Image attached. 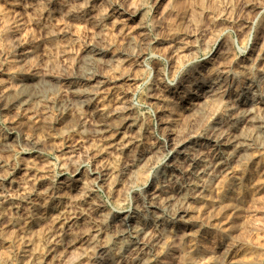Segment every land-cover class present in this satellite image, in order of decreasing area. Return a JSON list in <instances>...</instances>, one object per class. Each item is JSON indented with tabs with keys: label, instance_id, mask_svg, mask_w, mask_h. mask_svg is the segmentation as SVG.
<instances>
[{
	"label": "rangeland",
	"instance_id": "rangeland-1",
	"mask_svg": "<svg viewBox=\"0 0 264 264\" xmlns=\"http://www.w3.org/2000/svg\"><path fill=\"white\" fill-rule=\"evenodd\" d=\"M75 82L99 87L91 107ZM239 99L264 107V0H0V264H161L174 236L194 253L169 264H264V144L233 149L179 216L151 203L190 191L187 152L236 129Z\"/></svg>",
	"mask_w": 264,
	"mask_h": 264
},
{
	"label": "bare ground",
	"instance_id": "bare-ground-1",
	"mask_svg": "<svg viewBox=\"0 0 264 264\" xmlns=\"http://www.w3.org/2000/svg\"><path fill=\"white\" fill-rule=\"evenodd\" d=\"M27 1V0H26ZM32 1V0H31ZM38 3V2H37ZM133 50V49H132ZM134 52V51H133ZM90 53V52H89ZM97 53V52H96ZM26 54V53H25ZM87 54V53H86ZM92 54V53H91ZM94 54V53H93ZM92 54V56H93ZM29 55L23 56V58L28 57ZM89 57V56H88ZM114 56H112L113 58ZM116 57V56H115ZM111 58V59H112ZM66 59V58H65ZM104 59V58H103ZM116 59V58H115ZM23 60V59H22ZM97 60V59H96ZM105 60V59H104ZM110 60V59H109ZM109 60L106 59L108 62ZM120 60V59H117ZM98 61V60H97ZM100 61V60H99ZM98 61V66H100ZM51 63V61L49 60ZM106 62V63H107ZM111 62V61H109ZM113 62H116L113 60ZM118 62V61H117ZM116 62V63H117ZM122 63V62H121ZM118 64V63H117ZM97 65V64H96ZM105 66V65H103ZM115 67V63L113 65ZM18 67V66H17ZM30 67V66H29ZM92 67V66H91ZM102 67V66H101ZM20 68V67H19ZM97 68V67H96ZM95 68V69H96ZM110 68V67H109ZM107 69V68H106ZM92 70V69H91ZM105 70V69H104ZM28 71L27 73H29ZM36 73V72H35ZM36 75V74H35ZM45 75V74H44ZM92 75V74H90ZM88 76V75H87ZM91 77V76H90ZM46 78V77H45ZM44 78V79H45ZM93 78V77H92ZM89 80V79H88ZM223 83V82H222ZM219 81H213L210 86H208L205 89H208L206 92V96L210 95L212 92L216 91H222L223 84ZM226 83V82H225ZM34 86V85H33ZM23 87V86H22ZM14 89V88H13ZM71 91H74V93H78L76 96L77 101H82L83 104L91 107L92 103H95V101L100 97V89L99 87H92L87 90H80L79 83H71L70 85ZM10 90V89H9ZM15 91V90H14ZM257 92V91H256ZM20 93V92H19ZM22 93V92H21ZM254 93V92H253ZM213 94V93H212ZM247 94V93H246ZM249 94L251 92L249 91ZM11 95V94H8ZM223 95V94H221ZM7 96V95H6ZM74 99V98H73ZM213 100V99H212ZM260 100V99H259ZM75 101V100H74ZM221 101V99H220ZM200 102V101H199ZM195 103V102H194ZM202 103V102H201ZM216 103V102H215ZM220 103V102H219ZM200 105V104H199ZM214 105V104H213ZM217 105V104H216ZM219 105V104H218ZM238 109H236L234 112L231 111L233 114L232 116L235 117L236 121H239L238 126L236 129L230 130L225 124H221V130L219 128L212 130L209 135V146L205 149L204 145H198L190 149V151L186 154V162L190 163V171L188 173L187 183L188 188L190 191H175L173 196L169 192H163V194L159 195L154 199L151 203L153 206L158 207L159 209H162L165 213H167L170 216L177 217L180 215V213L185 212V205L188 201V197L191 194L201 192L203 188V180L213 173L214 170L216 171H226L228 170V164L231 162V151L235 149L239 152L240 158H248L251 160H254L255 157V151L258 149V147H261L264 144V107L261 109L259 107L262 105L261 103L258 104L257 101L255 102L252 100L249 103H242L240 99L237 102ZM235 106V105H234ZM259 108H258V107ZM237 107V106H236ZM197 110V109H196ZM241 110H244V112H239ZM37 112V111H36ZM239 112V113H237ZM229 114V113H228ZM225 115V114H224ZM35 116V114H34ZM121 120V119H120ZM113 121H116L115 119ZM241 121V122H240ZM125 122V121H124ZM100 123V122H99ZM103 124L100 126L95 127L100 132V129L105 126L108 121L106 119L103 120ZM113 123V122H110ZM120 123V122H119ZM235 124V123H234ZM20 125V124H19ZM118 125V124H117ZM220 126V125H219ZM121 127V125H120ZM14 128V127H13ZM119 128V127H118ZM21 129V128H20ZM106 129V128H105ZM44 130V128H43ZM103 130V129H102ZM18 132V131H17ZM208 132V131H207ZM127 133V132H126ZM170 133V132H169ZM175 133V132H174ZM178 134V132H177ZM177 134H171V140L172 143L170 146H174V142L177 138ZM205 134V133H204ZM204 136V135H203ZM207 136V135H206ZM125 137V136H124ZM117 142V141H116ZM36 143V142H35ZM2 144V143H1ZM8 144V143H6ZM112 145V144H111ZM176 145V144H175ZM169 146V147H170ZM172 146V147H173ZM7 147V146H4ZM5 149V148H4ZM183 151V150H182ZM261 154V153H260ZM251 156V158H250ZM146 158V157H144ZM145 160V159H144ZM179 160V159H178ZM148 161V160H147ZM184 161V160H183ZM238 161V160H237ZM138 164V163H137ZM249 164V163H248ZM178 165V164H177ZM176 166V165H175ZM187 166V165H186ZM189 166V165H188ZM144 167V165L142 166ZM177 168V167H176ZM184 168V167H183ZM242 168V167H241ZM244 169V168H243ZM137 170V169H136ZM177 170V169H176ZM132 171V170H131ZM138 171V170H137ZM185 171V170H184ZM187 171V170H186ZM219 172V173H220ZM132 173V172H131ZM136 173V172H135ZM217 173V172H216ZM133 174V173H132ZM244 174V173H243ZM139 175V173H138ZM221 175V174H220ZM139 177V176H138ZM162 178V177H161ZM222 178V177H220ZM184 179V178H183ZM207 179V178H206ZM209 179V178H208ZM183 182V181H182ZM252 191V187H248ZM163 189V188H162ZM241 189V183H235L233 185L232 191H239ZM260 189V188H259ZM167 190V189H166ZM215 190V189H214ZM221 191V190H219ZM256 192V191H255ZM233 193V192H232ZM199 194V193H198ZM254 194V193H252ZM193 195V196H194ZM206 195V194H205ZM231 196V195H230ZM235 200H233L228 208V213H235L238 209L239 201H240V195L236 194L234 195ZM163 197V198H162ZM200 197V196H199ZM148 199V198H147ZM151 199V198H150ZM149 199V200H150ZM11 203V202H10ZM187 206V205H186ZM203 206V205H202ZM205 206V205H204ZM215 210H219V208L224 207L223 201H219V203L215 204ZM241 206V205H239ZM151 207V206H150ZM213 208V207H211ZM4 210V209H3ZM189 210V209H188ZM155 211V210H154ZM187 211V210H186ZM7 213V212H6ZM12 213V212H11ZM189 213V212H188ZM10 214V212H9ZM184 215V214H183ZM230 215V214H229ZM183 219V218H182ZM2 221V220H1ZM11 223V222H10ZM114 224V223H113ZM133 224V223H132ZM147 224V223H146ZM141 224L139 226H133L129 227V236L127 238V241H124L123 243H120L119 246H117L118 250V258H123V255L127 251H136L137 246L140 241L147 242L146 236L149 231V225ZM129 225V224H128ZM214 225V224H213ZM153 227V226H152ZM125 228V224L123 222L120 223V226H118L116 229L118 232L124 233L123 230ZM115 228H113L114 230ZM170 229V228H169ZM116 231V232H117ZM128 231V230H127ZM151 231V230H150ZM185 232V231H184ZM191 232V231H190ZM115 233V232H114ZM127 233V232H126ZM192 233V232H191ZM194 233V232H193ZM119 235V234H118ZM117 236V235H116ZM124 236V235H123ZM162 236V235H161ZM169 236V234H168ZM171 236V235H170ZM180 236V235H179ZM64 237V236H63ZM173 237V236H172ZM175 238H171L172 241L168 244L165 251H161L159 254L156 253V263L161 264H169V260L171 259V255H177L178 257L183 258H190L193 253V247L188 248L187 250H181L180 246L178 245ZM65 238V237H64ZM150 238V237H149ZM162 238V237H161ZM109 239V238H108ZM123 239V238H122ZM170 239V238H169ZM179 239V238H177ZM63 240V239H62ZM152 240V238H151ZM162 240V239H161ZM164 240V239H163ZM162 240V241H163ZM68 241H71L68 240ZM110 241V240H109ZM153 241V240H152ZM160 241V240H159ZM64 242V241H63ZM74 242V241H73ZM107 242V241H106ZM112 242V241H111ZM70 243V242H69ZM68 243V245H69ZM110 243V242H109ZM149 243V242H148ZM154 242H152L153 244ZM162 243V242H161ZM160 243V244H161ZM165 243V242H164ZM67 244V243H66ZM108 244V243H107ZM67 246V245H66ZM161 245H159L160 247ZM163 246V245H162ZM68 247V246H67ZM65 247V249L67 248ZM148 247V246H147ZM166 247V246H165ZM144 248V247H143ZM151 248V247H150ZM160 249V248H157ZM164 249V247H163ZM101 250V249H100ZM161 250V249H160ZM138 251V250H137ZM159 251V250H158ZM59 252V251H58ZM57 252V253H58ZM90 252V251H89ZM138 255V252H136ZM56 254V253H55ZM59 254V253H58ZM142 254V253H141ZM48 255V254H47ZM54 256V255H53ZM134 256V255H133ZM140 256V255H139ZM148 256V255H147ZM135 257V256H134ZM149 257V256H148ZM153 258V257H152ZM145 259V258H144ZM177 259V258H176ZM155 260V259H154ZM120 261V260H119ZM148 261V260H147ZM151 261V260H150ZM153 262V261H152ZM118 263V262H117ZM152 264V263H151Z\"/></svg>",
	"mask_w": 264,
	"mask_h": 264
}]
</instances>
